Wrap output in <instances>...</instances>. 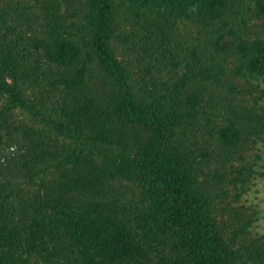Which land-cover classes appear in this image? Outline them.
Wrapping results in <instances>:
<instances>
[{"label":"trees","instance_id":"trees-1","mask_svg":"<svg viewBox=\"0 0 264 264\" xmlns=\"http://www.w3.org/2000/svg\"><path fill=\"white\" fill-rule=\"evenodd\" d=\"M238 1L77 0L85 41L60 14L73 0H0V264L264 258V243L236 250L215 224L198 166L209 157L176 131L206 112L228 145L244 142L238 127L264 133V0L253 32ZM120 4L158 28L191 20L188 53L161 44L153 73L152 57L118 53Z\"/></svg>","mask_w":264,"mask_h":264},{"label":"rangeland","instance_id":"rangeland-1","mask_svg":"<svg viewBox=\"0 0 264 264\" xmlns=\"http://www.w3.org/2000/svg\"><path fill=\"white\" fill-rule=\"evenodd\" d=\"M252 1H238L236 13L239 22L249 32H253L255 28L254 16L249 10ZM76 3L77 0H73L71 12H66V5H61L60 14L66 15V24L70 25L71 34L87 41L84 36L88 30L84 28L81 8L79 5L75 6ZM155 16L149 9L131 14L122 4L117 5V52L130 55L131 58L137 57L139 60L149 61L152 57L151 62H155L152 73L163 70L162 64L165 61L159 56L162 45L180 58L188 53L196 36V29L189 19L170 20L168 25L158 28ZM87 51L86 48L82 49L79 64H90L91 57ZM233 100L235 101L230 104L241 108V100ZM213 102L210 101L209 105H213ZM224 107L223 109H227V105ZM197 115V119L187 128H177L176 131L188 140L192 148L205 151L209 157L199 159L198 166L201 171L200 182L203 183L207 195L215 200V224L223 230L230 245L236 250L242 251L248 244L264 243V133L255 137L245 134L238 127L244 142L228 145L219 141L216 132L211 128L218 123L222 124V119L213 116L210 121L206 112ZM215 115H218L216 110ZM261 258L242 257L239 261L240 264H264V258L263 263H260Z\"/></svg>","mask_w":264,"mask_h":264}]
</instances>
